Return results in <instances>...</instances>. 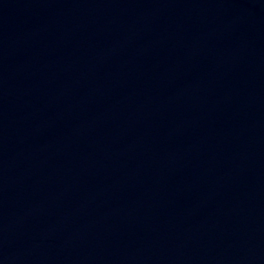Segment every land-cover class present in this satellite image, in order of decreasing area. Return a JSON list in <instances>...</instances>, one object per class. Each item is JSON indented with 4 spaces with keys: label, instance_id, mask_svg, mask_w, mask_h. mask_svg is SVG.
<instances>
[{
    "label": "water",
    "instance_id": "1",
    "mask_svg": "<svg viewBox=\"0 0 264 264\" xmlns=\"http://www.w3.org/2000/svg\"><path fill=\"white\" fill-rule=\"evenodd\" d=\"M0 264H264V0H0Z\"/></svg>",
    "mask_w": 264,
    "mask_h": 264
}]
</instances>
